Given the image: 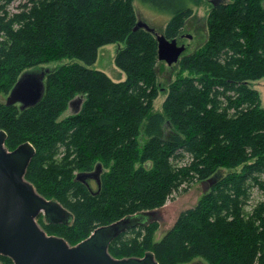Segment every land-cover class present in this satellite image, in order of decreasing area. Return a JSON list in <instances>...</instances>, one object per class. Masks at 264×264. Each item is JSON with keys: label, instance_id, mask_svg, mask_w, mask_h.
Instances as JSON below:
<instances>
[{"label": "trees", "instance_id": "16d2710c", "mask_svg": "<svg viewBox=\"0 0 264 264\" xmlns=\"http://www.w3.org/2000/svg\"><path fill=\"white\" fill-rule=\"evenodd\" d=\"M0 0V97L20 77L43 65L52 70L43 100L21 110L0 102V130L14 151L31 143L36 155L26 179L48 200L72 212V225L39 224L71 246L125 217L167 205L185 184L218 175V184L183 212L156 241L159 223L134 229L110 246L116 259L155 254L159 264H264V200L247 211L252 190L264 196V106L251 84L264 79V0H228L213 6L208 37L183 54L179 76L162 112L158 41L134 31L135 0ZM171 14L163 30L179 38L194 8L212 0H141ZM124 44L115 64L127 80L92 69L99 50ZM80 113L63 117L71 101ZM101 164V189L76 182ZM0 264H14L0 256Z\"/></svg>", "mask_w": 264, "mask_h": 264}, {"label": "water", "instance_id": "95a60500", "mask_svg": "<svg viewBox=\"0 0 264 264\" xmlns=\"http://www.w3.org/2000/svg\"><path fill=\"white\" fill-rule=\"evenodd\" d=\"M227 1L212 0L211 3L216 7ZM140 29L156 36L159 60L169 66L177 64L188 48L187 45L179 44L176 39L168 40L164 34L156 32L141 20L134 31ZM183 38L193 41L190 35ZM51 72L50 68L25 72L7 96L4 102L6 106L20 105L21 110L25 111L40 104L46 92L47 75ZM83 102L82 97L71 101V114L80 113ZM74 104H77L76 109H72ZM7 139V133L0 130V256L11 259L14 264H159L152 252H147L143 258L116 259L109 250L117 238L139 227L159 223L158 232H161V227L171 222L166 206L102 226L88 239L71 246L64 238L50 236L38 222L43 217L46 225L70 226L74 215L57 200H48L42 196L35 185L26 179L36 155L35 147L31 143H25L10 151L6 147ZM101 168L102 165L99 164L93 172L79 173L75 181L95 179L100 182ZM218 182L219 177L215 175L201 183L210 192ZM180 215L171 222V228Z\"/></svg>", "mask_w": 264, "mask_h": 264}, {"label": "rangeland", "instance_id": "374dc122", "mask_svg": "<svg viewBox=\"0 0 264 264\" xmlns=\"http://www.w3.org/2000/svg\"><path fill=\"white\" fill-rule=\"evenodd\" d=\"M20 5V0L14 2L10 11L12 13L18 12V6ZM134 6L137 12L138 21L141 20L147 23L151 28L155 29L156 32L163 33V30L166 28V25L171 20V14H165L161 11H158L147 4H144L141 0H135ZM211 2H201L195 8L192 18L188 21L186 28L184 29L183 34L177 38V42L181 45L188 46L185 51V54L189 55L195 52L208 37V28H207V19L210 11L212 10ZM192 36L193 41L189 42L184 39V36ZM124 44L114 43L102 47L99 50V57L92 69H97L105 72L110 78L116 82H123L127 80L126 74L121 71L115 64L116 55L120 49L124 48ZM74 60L63 59L61 61L51 62L43 65L44 68H50L51 70L59 69L64 65H69L73 63ZM178 66L172 65L169 66L166 62H161L159 66V82L161 85V93L159 98L155 102V112H162V106L166 99L165 89L168 87L169 83L175 80L178 76ZM251 86L258 90L262 104L264 106V79L259 80L251 84ZM7 97L0 98V101L5 102ZM69 110L65 113L63 117L69 116ZM264 178V177H263ZM208 187L203 185L201 182L195 181L193 184H185L178 191L174 192L172 197L169 199L166 207L169 211L168 215L171 222L174 221L181 213L194 208L199 200L207 193ZM264 200L263 194L257 189L252 190L251 200L249 202L247 211H251L259 202ZM171 222L164 227H161V232H158L156 235V241H160L171 227Z\"/></svg>", "mask_w": 264, "mask_h": 264}, {"label": "flooded vegetation", "instance_id": "af4514ba", "mask_svg": "<svg viewBox=\"0 0 264 264\" xmlns=\"http://www.w3.org/2000/svg\"><path fill=\"white\" fill-rule=\"evenodd\" d=\"M77 108V104H74L72 106V109H76ZM71 113V111H70ZM96 169V168H95ZM95 169L93 171H95ZM91 171V172H93ZM105 172V168L102 166L101 171H100V182L98 180L95 179H88L87 181L82 182L88 189L90 192L95 193L98 192L100 190V183H101V177ZM86 173H90V172H86Z\"/></svg>", "mask_w": 264, "mask_h": 264}, {"label": "bare ground", "instance_id": "6f19581e", "mask_svg": "<svg viewBox=\"0 0 264 264\" xmlns=\"http://www.w3.org/2000/svg\"><path fill=\"white\" fill-rule=\"evenodd\" d=\"M83 105V104H82ZM82 108V107H81Z\"/></svg>", "mask_w": 264, "mask_h": 264}]
</instances>
